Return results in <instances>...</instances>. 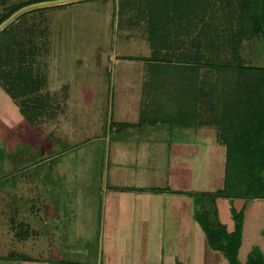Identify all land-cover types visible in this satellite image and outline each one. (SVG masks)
<instances>
[{
    "label": "rangeland",
    "instance_id": "rangeland-1",
    "mask_svg": "<svg viewBox=\"0 0 264 264\" xmlns=\"http://www.w3.org/2000/svg\"><path fill=\"white\" fill-rule=\"evenodd\" d=\"M50 1L55 0H0V18L9 16L16 8ZM179 1L81 0L29 10L6 26V34L0 36V76H5L2 64L10 50H14L13 55L25 48V52L32 49L27 70L42 80L40 93L49 96L51 105L43 111L41 121L29 124L0 88V264L6 260L14 264L32 259L31 244L34 242L41 247L43 257L49 259L108 264L110 260L98 242L103 235L100 229L106 215L105 177H114L115 162L123 161L129 165L128 171L134 173L135 166L143 161L166 163L168 160L170 163L176 151L175 134L181 138V129L187 131L189 128L195 137L189 138L186 134L191 143L184 146L180 154L187 184L178 188L176 196L166 183H154V177L136 176L138 183H132L131 187L139 189L140 180L145 178L150 187L160 189L162 198L155 202L147 197L146 207H150L154 217H161V227L156 228V232L164 240L167 236L171 238L163 247V264L168 257L181 262L186 259L184 264H191L195 238L203 243L205 264H209L208 259L215 264H230L231 250L222 251L221 247L225 242L235 246V234L227 231L219 210L217 213L209 210L208 215L201 213L205 204L202 195L221 190L224 183L225 148L215 142L216 129L197 127L201 123L188 127L162 122L169 118L164 110L166 103L171 110L174 107V113L179 108L185 111L183 106H187V116L181 114L178 119L183 123L192 118L198 122L196 111L201 122L214 111L230 114L236 109H247L243 98L249 95L244 82L248 71L246 68L244 73L237 72L233 80L227 79L229 76H224L216 67L223 56L216 52L211 55L193 45L198 29L183 35L181 46L169 51L163 49L159 55L163 58L162 53H167L168 59L176 58L159 61L162 69L167 67L175 78L190 77L187 85L190 106L183 102L185 98L179 93L172 98L177 82L166 85L164 77L159 81L158 72L152 78L154 67L150 63L153 61L147 60L153 50L145 30L146 18L137 21V17L141 18L146 11L149 13L147 4H154L157 9L170 8L169 5ZM208 1L211 0H192L191 5L198 9ZM215 2L223 9L228 8L225 6L227 0ZM171 10L169 13H173ZM165 11L163 9V13ZM235 46L236 56L242 58L247 67H264V45L259 39L253 35L242 37ZM180 55L183 62L179 63ZM201 55L216 60L214 65H202ZM14 64L18 62L11 66ZM255 79L263 84L261 75ZM169 85L170 94L167 95L165 91ZM251 108L245 112H251ZM142 115L145 119L140 123ZM108 185L112 183L108 181ZM241 185L235 186L240 187L236 190V197L240 198H223L229 219L236 228L233 210L237 211L238 205L246 201V193H254ZM227 194L232 195L228 190ZM219 200L222 199L214 201L216 209ZM124 213L128 217L130 208L124 209ZM207 226L212 233L210 237ZM126 228H121L120 244L127 242ZM212 237L215 240L207 241ZM123 247L126 252L120 253L119 259L122 264H129L128 255L133 251L122 244L120 248ZM139 251L136 252L137 260L141 257ZM251 258L253 260L254 255Z\"/></svg>",
    "mask_w": 264,
    "mask_h": 264
},
{
    "label": "trees",
    "instance_id": "trees-1",
    "mask_svg": "<svg viewBox=\"0 0 264 264\" xmlns=\"http://www.w3.org/2000/svg\"><path fill=\"white\" fill-rule=\"evenodd\" d=\"M191 2L192 0H181L174 5H169L170 8L162 6L158 9L155 8L154 4H152V6L147 4L149 13L146 11L141 18L137 17V15L135 18L137 17V21H145L144 17L146 18L147 26L145 30L148 32V41L152 48L151 50H153V55L150 60H147L153 61L150 63V65H152L151 67H154V69L151 70V73L153 74L152 78L154 79L156 75H158L160 81V79L164 77L163 82H165L166 85L169 83L172 85V83L177 82V84L175 83L176 88L174 90L176 92L172 94V98L177 95L176 93H179L180 96L185 98L184 101H182L189 106L190 90L187 85L190 77L188 76V79L175 78L176 75H174L171 70L167 67L162 69V66H159L161 65V61L167 62L174 59L176 60V58L168 59L167 53H162L164 55L163 58L159 55L163 49L169 51L175 46H181L179 44L183 43L180 41H183V35L199 29L198 33L194 36L195 39L192 41H195L193 45L202 51H209L211 55L213 52H216V54L220 53V57L223 56L224 58L222 57L218 61L216 67L222 70L221 72L224 76L225 74L229 76L227 79L233 80V77L237 72L244 73L247 68L248 75L245 76L246 78L244 82H246L248 87L249 95L243 99L247 109L252 107L251 112H245L247 110L246 108L241 110L236 109L230 114L224 112L217 113V111H214L209 117L202 118L200 122V118L197 117L198 111H196L195 117L196 119H199V123L194 122L195 118L183 123L179 122L178 119L181 114L184 117L187 116V106H183L186 108L185 111H180L179 108L176 113L172 111L174 107L172 110L168 107V103H166V108L164 107V110L166 111L165 114L169 118H164L162 123L181 124L188 127L200 123L201 125H198L197 127L213 126L217 132L218 143L225 148L223 188L213 194L202 195V201H204L202 203L205 204L202 205L201 213L208 215V213H210L209 210L213 212L217 211L214 204L215 199L228 198L230 196L240 198L239 196L236 197L238 193L237 191L240 190V187H235L239 183L242 184L241 186H243V189L246 187L250 193L254 192L253 194L248 195L246 193L244 197H249L250 199H253V197L264 199V196H262V194H264V67H247L243 63L242 58L236 56V50L238 49L235 46L237 41L241 40L242 37L246 38L251 35L259 39L264 45V0H227L225 3V6L228 7L227 9H223L224 7L220 5L218 6V3L216 4L215 0L208 1V3H202L203 6H200L198 9L197 7H192ZM19 9H21V7L14 9L9 16ZM163 9L167 10V12L165 11L163 13ZM169 9H172L170 12L173 13H169ZM178 9L179 11L177 12ZM9 16L1 17L0 24ZM11 24L12 22L9 25ZM7 27L0 32V36L6 34ZM25 49L18 50L19 52L13 54L16 56L18 55V57L15 58L11 57L13 56L12 52H14V50H12V52L10 50V53L2 64L5 66L3 70L5 76H0V88H2L13 104H15L20 116L31 124L35 121L39 122L42 120L41 115L44 114L43 111L51 105V102L47 94L42 95L40 93L42 80L36 75L32 76L30 74L31 72L27 70V62L31 61L33 51L32 49L29 50V48L28 52H25ZM234 51H236V53ZM202 55L200 56L202 58L200 61L202 65L205 67H212L216 60L209 59L205 56L202 57ZM181 57L182 56L180 55L179 58H177L179 63L183 62V58ZM17 58L19 60H13ZM225 58H227V60ZM13 62H18V64L11 66V63ZM9 65L11 67H9ZM155 72L158 73L156 74ZM260 75L262 76L263 84L259 79H255V77ZM171 85L166 87L165 92L167 95L170 94L168 88ZM258 88L261 90H258ZM246 89L247 88H245V90ZM227 97L228 96H226V98ZM254 108L256 110L255 113L253 112ZM167 110H171V112L168 113ZM144 119V115H142L140 123ZM153 120L155 119H152V121ZM248 160H250L249 164ZM249 168L251 169L250 171ZM233 177H235L234 180H232ZM231 188H234L235 190H231ZM227 190L231 192L232 195H228ZM232 214L237 222V228L234 227V230L231 233L235 234L236 237L235 246H231L229 243L225 242L221 247V250L225 251L226 248L231 250L232 256L230 264H238L235 258V253L240 240L241 223L243 218L242 209L239 211L233 210ZM208 221L210 224L213 223L210 220ZM18 225L24 224L22 223ZM25 227L23 229H25ZM207 228V235L210 237L212 233L208 226ZM215 237H212L211 239L209 238L207 241L212 242L215 240ZM253 253V260L256 262L260 259V254L257 249H255ZM252 256L253 255L250 256V260L247 264L254 262L251 258Z\"/></svg>",
    "mask_w": 264,
    "mask_h": 264
},
{
    "label": "crops",
    "instance_id": "crops-1",
    "mask_svg": "<svg viewBox=\"0 0 264 264\" xmlns=\"http://www.w3.org/2000/svg\"><path fill=\"white\" fill-rule=\"evenodd\" d=\"M177 129L179 130V132L181 130L183 132L181 138L180 135H177V133L174 136V139H176V141L173 143V146L176 147V151L173 152V158L170 159V163L168 160L166 161V163L162 161L157 163L156 161H153V163H145V161H143L141 162V165L137 164L135 166L134 173L132 171H128L129 165L125 164L123 161L115 162V170H113L112 172L115 174L113 175L114 177L111 178L110 175L109 177H105L104 181H106V183L103 184V188L107 189V193L104 196L106 215L104 218L102 230L100 229V234L102 232L103 235L99 238L98 242L99 246L101 244V246L103 247V251L105 252L106 257L110 260L108 264H122L119 259L121 256L120 253L126 252L125 247L120 248L122 244L128 246L130 252L133 251L128 255L129 264H152L156 261L160 264H163V247L165 243H168V240H171V238L167 236V240H164L163 236L156 232V228L158 229L161 227V217H154V215L150 211V207H148L149 209L146 207L148 206V202L146 201L147 197L149 198V201L153 198L155 202H158V200L162 198L160 189H157L158 187L156 189L154 187H150V185H148L149 183H147L149 182L148 179L146 181L145 178H142L140 180L139 183L142 184L140 187H138L139 189L131 187V184L135 182L138 183L135 180L136 176H147L149 179H152V177H154V183H166L167 187H169L173 195L176 193V191L178 192V188L182 186V184H187L184 182L183 178L184 163L180 161L182 157V155L180 154L184 152V146H188L187 144L191 143V139H186V134H188L187 136L189 138L195 137V135L190 132V128L187 129V131L184 129ZM208 129L210 130L211 128ZM172 130L174 129L171 128V131ZM169 135H171V133H169ZM215 142L220 145L218 143V140H216ZM175 143L176 145H174ZM142 153H144V151ZM165 169L166 172L168 171L167 173L165 172ZM127 174L129 176L126 178L125 176ZM108 181L112 183L110 187L108 185ZM145 185L147 187H144ZM162 194H164V192H162ZM220 199L222 200H219V207L217 209L219 210V216L222 220V223L226 225L227 231L232 232L234 230V225L229 219L227 204L223 200V198ZM128 201H130L131 204H129ZM140 201H143V203L140 204ZM136 202H138V205ZM146 202L147 204L145 205ZM143 204L145 205L144 207ZM155 206L156 205L154 204V210ZM128 208H130V213L127 217L124 213V209L127 210ZM241 209L243 218L241 223L240 240L238 248L236 250V261L238 262V264H247L250 260V256L254 255L253 252L255 249H257L260 254V259L256 262L257 264H264V199L255 197H253V199H250L248 197L246 198L245 202H241V205H238L237 210L239 211ZM122 226H127L125 230H128L126 235L127 242L125 241V243L120 244L122 241L121 238H123V232L121 230ZM154 234H156L157 236H154ZM193 244L194 253L190 263L205 264L206 255H203L201 250V245H203V243L201 244L195 238L193 240ZM31 249L33 251L32 259L28 261H18L13 263L78 264L74 261L67 262L63 261L62 259L56 260L54 259L55 257H53L54 253L51 255L53 259L43 257V254L41 253L42 251L40 252L41 247L38 245V243L36 244L35 242L31 244ZM137 250H140L139 252H141V257L139 260H137ZM115 256H118V258L116 259ZM185 261L186 259L181 262V260L176 261L175 258L172 259L168 257L165 264H184ZM208 262L209 264H215L214 260L210 261V259H208ZM8 263H10L8 260L4 262V264ZM251 264L255 263L252 262Z\"/></svg>",
    "mask_w": 264,
    "mask_h": 264
},
{
    "label": "water",
    "instance_id": "water-1",
    "mask_svg": "<svg viewBox=\"0 0 264 264\" xmlns=\"http://www.w3.org/2000/svg\"><path fill=\"white\" fill-rule=\"evenodd\" d=\"M76 1H81V0H55V1L38 3V4L26 6L24 8L19 9L18 11H16L8 19H6L3 23H1L0 24V31H2L6 26H8L12 21H14L15 18L18 17L20 14L25 13L29 10L43 8V7H47V6L62 5V4H67V3H71V2H76Z\"/></svg>",
    "mask_w": 264,
    "mask_h": 264
}]
</instances>
